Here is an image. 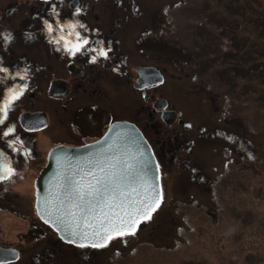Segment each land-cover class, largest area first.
<instances>
[{"label": "flooded vegetation", "instance_id": "1", "mask_svg": "<svg viewBox=\"0 0 264 264\" xmlns=\"http://www.w3.org/2000/svg\"><path fill=\"white\" fill-rule=\"evenodd\" d=\"M158 2L164 8L187 0H0V210L12 204L11 213L27 220L12 235V225L0 222V264H133L137 244L157 243L161 231L170 238L182 227L180 212L161 214L168 166L207 187L210 164L217 172L254 159L253 128L242 130L238 112H225L233 106L226 95L218 120L205 112L191 117L198 63L192 50L158 42ZM124 120L142 129L156 154L159 207L135 234L105 247L66 239L39 214L37 177L53 147L91 143ZM33 166L39 172L32 199L16 200L8 185L30 179Z\"/></svg>", "mask_w": 264, "mask_h": 264}, {"label": "rangeland", "instance_id": "2", "mask_svg": "<svg viewBox=\"0 0 264 264\" xmlns=\"http://www.w3.org/2000/svg\"><path fill=\"white\" fill-rule=\"evenodd\" d=\"M163 3L155 7L160 15L155 33L163 36L158 42L192 50L198 63L192 66L191 117L205 112L218 120L217 104L226 95L233 106L225 112H238L242 130L253 128L248 136L254 138L255 157L217 172L210 164L207 187L168 166L161 214L170 208L180 212L174 213L182 227H175L170 238L161 231L157 243L137 244L133 264H264V0H187L184 6L164 8ZM213 92L219 97L213 99ZM28 170L30 179L8 185L16 200L34 194L39 167ZM9 207L0 210V222L12 225V235L27 220Z\"/></svg>", "mask_w": 264, "mask_h": 264}, {"label": "water", "instance_id": "3", "mask_svg": "<svg viewBox=\"0 0 264 264\" xmlns=\"http://www.w3.org/2000/svg\"><path fill=\"white\" fill-rule=\"evenodd\" d=\"M36 193L39 214L64 238L102 242L107 235L102 223L108 226L117 215L160 203V165L142 129L119 121L91 143L53 147Z\"/></svg>", "mask_w": 264, "mask_h": 264}, {"label": "snow or ice", "instance_id": "4", "mask_svg": "<svg viewBox=\"0 0 264 264\" xmlns=\"http://www.w3.org/2000/svg\"><path fill=\"white\" fill-rule=\"evenodd\" d=\"M159 207L158 201L152 204H145L142 208H137L133 212H125L123 216L117 215L114 221H109L108 226L101 224L103 232L107 233L104 239L99 244H93V247H105L106 243L116 236H124L128 234H135V230L141 222V218L150 219L151 213ZM128 217V219H125ZM77 233H73L76 235ZM99 235V233H96ZM83 246V245H82Z\"/></svg>", "mask_w": 264, "mask_h": 264}, {"label": "bare ground", "instance_id": "5", "mask_svg": "<svg viewBox=\"0 0 264 264\" xmlns=\"http://www.w3.org/2000/svg\"><path fill=\"white\" fill-rule=\"evenodd\" d=\"M30 185V184H29Z\"/></svg>", "mask_w": 264, "mask_h": 264}]
</instances>
